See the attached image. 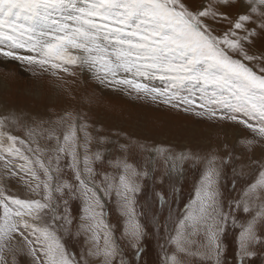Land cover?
<instances>
[{"label": "snow or ice", "instance_id": "6c2138e0", "mask_svg": "<svg viewBox=\"0 0 264 264\" xmlns=\"http://www.w3.org/2000/svg\"><path fill=\"white\" fill-rule=\"evenodd\" d=\"M236 3L203 0L194 10L183 0H0V57L57 79L62 73L74 76L78 68L116 90L243 125L254 134L245 141L251 146L264 143V57L249 55L245 45L264 34V0H240L241 14L233 18L223 9ZM209 21L229 27L217 34ZM244 61L259 63L254 70ZM17 123L14 116L0 117V177H28L25 185L36 198L8 195L0 186V264H18L19 254L30 256L32 264H127L107 223L105 200L115 195L126 218L123 235L138 253L145 230L135 197L139 178L149 173L117 159L118 175L104 173L98 183L93 165L102 156L91 145L103 138H94L91 126L71 112L43 129L55 141L45 147L32 139L35 129L28 130L27 140L7 130ZM156 151L172 169L201 159ZM62 159L72 180L63 179ZM217 159L206 158L195 198L171 237L187 253L189 237L203 232L206 243L195 254L209 264H224L221 236L230 220L237 226L231 206L225 211L220 199ZM259 164L264 169V161ZM77 200L80 214L73 216ZM241 205L250 218L238 225L236 255L239 264H253L257 246L264 247V170L235 202L237 209ZM80 237L85 247L77 258L66 238ZM169 260L181 264L175 254H166L165 264Z\"/></svg>", "mask_w": 264, "mask_h": 264}, {"label": "rangeland", "instance_id": "374dc122", "mask_svg": "<svg viewBox=\"0 0 264 264\" xmlns=\"http://www.w3.org/2000/svg\"><path fill=\"white\" fill-rule=\"evenodd\" d=\"M183 2L195 10L203 0ZM223 10L235 18L241 14L240 0ZM209 23L213 24L217 34H222L229 27L226 22ZM245 47L249 55L264 57V34L253 38L252 44ZM244 62L254 70L259 63ZM75 73L74 76L62 73V78L57 79L47 73L41 75L39 70L34 74L28 65L0 57V117L14 116L19 121L15 125L9 124L7 130L27 140L28 130L35 129L32 139L41 147L50 143L54 145V140L50 142L42 134L43 129L66 112H71L73 116L80 117L81 123L91 126L87 130L94 138H103L102 143L94 139L91 145L92 151H100L102 156V160L93 165L98 173V183L104 173L118 175L119 170L113 166L117 159H126L138 171L149 173L139 178L141 188L135 197L137 217L145 230L140 241L143 247L138 253L123 235L126 218L115 195L105 200L107 223L112 226L127 264H165L166 254L167 257L175 254L181 264H209L195 254L202 251V245L206 243L203 232L189 237L192 243L187 253L179 252L171 237L195 198L196 188L205 172L206 158L217 156L220 199L225 211L231 206L232 216L237 220V226H233L230 220L221 236L225 249L222 259L224 264H239L236 255L240 232L238 225L249 219L250 214L244 213L242 205L237 209L235 202L264 170L259 164L264 161V143L247 145L245 141L255 137L243 125L218 117L197 116L192 109L185 112L186 105L174 108L161 99L153 101L116 90L78 68ZM155 83L159 85V81ZM193 91L198 103L199 92L197 89ZM156 149L170 150L174 155L192 153L201 159L185 161L182 166L172 169L170 162H166L164 155ZM66 163V160H61L63 179L72 180L71 170L64 167ZM27 179L26 176L22 179L21 175L3 176L0 177V186L8 195L36 198L25 185ZM158 193L163 194L165 203H160ZM72 212L73 216H79V200L72 203ZM66 246L79 258L85 247L83 237L66 238ZM256 251L253 264H264V247L258 245ZM6 258L11 261V256ZM17 261L18 264H32V258L26 254H19Z\"/></svg>", "mask_w": 264, "mask_h": 264}]
</instances>
